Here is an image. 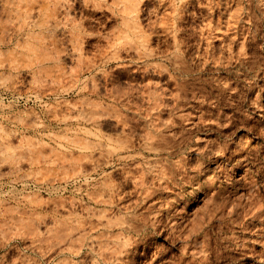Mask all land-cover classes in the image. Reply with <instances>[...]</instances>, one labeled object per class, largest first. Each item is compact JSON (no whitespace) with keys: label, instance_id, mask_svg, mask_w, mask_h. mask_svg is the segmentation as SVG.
Wrapping results in <instances>:
<instances>
[{"label":"rangeland","instance_id":"374dc122","mask_svg":"<svg viewBox=\"0 0 264 264\" xmlns=\"http://www.w3.org/2000/svg\"><path fill=\"white\" fill-rule=\"evenodd\" d=\"M0 264H264V0H0Z\"/></svg>","mask_w":264,"mask_h":264},{"label":"bare ground","instance_id":"6f19581e","mask_svg":"<svg viewBox=\"0 0 264 264\" xmlns=\"http://www.w3.org/2000/svg\"><path fill=\"white\" fill-rule=\"evenodd\" d=\"M5 1H6V0H5ZM4 147H5V146H4ZM6 148H7V147H6ZM2 152H3V151H2ZM31 153H32V152H31ZM35 153H36V152H35ZM35 153H34V154H35ZM13 156H14V155H13ZM21 157H22V156H21ZM9 159H10V158H9ZM15 162H16V159H15ZM12 166H13V165H12ZM75 229H76V228H75ZM73 231H74V230H73Z\"/></svg>","mask_w":264,"mask_h":264}]
</instances>
